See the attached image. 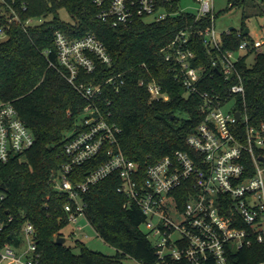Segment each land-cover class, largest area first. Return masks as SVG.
<instances>
[{"label":"trees","instance_id":"16d2710c","mask_svg":"<svg viewBox=\"0 0 264 264\" xmlns=\"http://www.w3.org/2000/svg\"><path fill=\"white\" fill-rule=\"evenodd\" d=\"M5 10L13 9L19 20L9 21L0 14V26L6 37L0 41V100L11 101L20 117L35 135V143L8 161H0V249L8 245L18 249L23 243V225L34 227L33 240L38 254L37 264H123L133 257L141 264L160 260L148 234L142 229L144 214L133 203L124 205L127 198L117 191L120 179L112 174L90 185L83 194L85 214L97 235L116 251L112 256L87 247L75 239L74 246L57 243L64 237L62 227L68 224L64 205L67 195L57 191L50 181L68 157L64 152L66 132L74 131L85 106V99L70 85L57 60L54 33L60 30L71 38L95 34L111 55V64L97 60L92 73L80 74L83 81L99 83L106 77L123 73L125 84L119 92H110L109 121L121 127L120 147L124 154L141 167L177 150H189L187 135L201 119V99L197 95L183 96V86L170 64L160 52L178 31L185 27L204 29L211 25L209 17L196 19L193 12L182 11L179 0H157L169 12H177L160 21L137 19L129 26H113L97 17L98 7L92 0H4ZM263 1V0H261ZM247 0H228V8L244 6ZM65 9L71 22L59 16ZM29 17L41 18L34 25H24ZM216 18V15H215ZM214 18V20H215ZM245 18V17H244ZM244 21L239 30L231 29L222 35L224 48H236L245 33ZM241 31V36L236 34ZM197 58L193 65L209 68L211 57L202 45L199 34L192 35ZM48 51L46 54L45 52ZM245 86L244 110L250 124H264V49L252 64H240ZM214 71L215 82L201 84L208 89L221 81ZM218 77V78H217ZM154 78L169 94L166 101L149 98L145 85L138 81ZM243 124L240 123V127ZM264 151H256V154ZM97 157L73 169V183L101 163ZM248 170L254 169L249 153H245ZM78 249V252L74 251ZM233 264H257L264 261V245L254 243L231 255ZM168 264L167 262L163 261ZM174 264H190L185 260Z\"/></svg>","mask_w":264,"mask_h":264},{"label":"built area","instance_id":"2783aa9c","mask_svg":"<svg viewBox=\"0 0 264 264\" xmlns=\"http://www.w3.org/2000/svg\"><path fill=\"white\" fill-rule=\"evenodd\" d=\"M196 19L209 17L211 25L204 29L185 27L160 52L183 86V96L200 97L201 119L186 137L189 150H177L153 163L141 167L127 157L120 147V126L109 121V93L119 92L125 84L123 73L112 74L99 83L83 81L80 74L92 73L100 63L110 65L111 55L93 33L71 38L60 30L54 33L57 60L64 68L67 82L85 99L82 124L66 137L62 163L50 181L53 187L67 195L64 210L67 221L76 224L79 217L87 219L83 194L90 185L115 174L120 179L117 191L127 201L139 207L145 216L142 226L160 260L168 264L185 260L190 264H233L231 255L252 246L264 245V124H250L244 110L245 86L240 64L246 57L264 49V39H243L236 48H224L222 35L214 26L213 0H195ZM98 7L97 17L113 26H129L137 19L160 21L177 12H169L157 0H92ZM19 20L18 14L14 17ZM149 18V19H147ZM41 18L29 17L24 25H34ZM4 27L0 36L5 35ZM201 36L202 45L210 55L209 68L193 65L197 54L192 35ZM241 36V31L236 34ZM46 54L48 51L45 52ZM220 82L201 89L203 82ZM218 78V77H217ZM215 82V81H214ZM149 98L166 101L169 94L154 78L140 79ZM240 114V118L236 116ZM240 123L243 127H240ZM35 135L24 123L11 101L0 100V161L28 150ZM245 153H249L254 172L246 174ZM101 163L90 170L82 181L73 183V169L96 158ZM0 195V200L2 199ZM1 220V210H0ZM88 221V220H87ZM81 230L80 225H76ZM27 249L17 255L6 245L0 249V261L10 259L18 264H37L38 254L33 240V225L22 228ZM75 235L76 232H73ZM26 257V261L22 257ZM257 264H264V261Z\"/></svg>","mask_w":264,"mask_h":264},{"label":"rangeland","instance_id":"374dc122","mask_svg":"<svg viewBox=\"0 0 264 264\" xmlns=\"http://www.w3.org/2000/svg\"><path fill=\"white\" fill-rule=\"evenodd\" d=\"M5 3L4 0H0V14L8 18L9 21L15 19L17 14L15 10L9 9L5 10L4 6H1ZM197 2L195 0H179V7L182 11L195 12L197 9ZM214 13L216 18L214 20L215 30L218 34L226 31L231 26L236 30H239L242 22L244 21L245 26L249 29V36L256 39H264V0H247L244 6H234L228 8V0H213ZM59 16L68 22H71L69 14L65 9L59 10ZM245 17V18H244ZM149 19V18H147ZM3 26H0V28ZM6 37L5 35L0 36V41ZM248 64H252L255 60V54L251 53L246 57ZM83 116L80 115L77 126H81ZM73 131L66 132V136H70ZM262 175L264 180V164L262 165ZM76 225L82 227L81 230L76 229ZM142 229L146 232L145 228L142 226ZM61 232L64 234L65 244L68 246H74L75 239L81 240L87 247L94 251H99L105 255L112 256L115 254L116 249L110 244L102 240L98 235L95 229L84 217H79L76 224H65ZM73 232H76L74 235ZM149 239L152 244L155 243L156 237L149 236ZM27 249V242L23 240L21 246L16 249L17 255H22ZM75 252H78L77 248H74ZM23 261H26V257H22ZM0 264H18L13 260L4 259L0 261ZM123 264H141V262L133 257H126L123 259ZM153 264H166L162 260H158Z\"/></svg>","mask_w":264,"mask_h":264},{"label":"water","instance_id":"95a60500","mask_svg":"<svg viewBox=\"0 0 264 264\" xmlns=\"http://www.w3.org/2000/svg\"><path fill=\"white\" fill-rule=\"evenodd\" d=\"M234 27H230L229 29H233ZM245 33H248L249 32V29L246 27L245 30H244ZM236 116L238 118H240V114L239 113H236ZM262 160L264 161V157H262ZM65 241V238L64 237H58L57 238V243H63Z\"/></svg>","mask_w":264,"mask_h":264}]
</instances>
